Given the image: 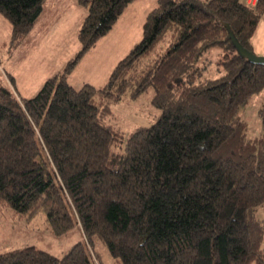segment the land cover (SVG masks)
<instances>
[{"label": "trees", "instance_id": "16d2710c", "mask_svg": "<svg viewBox=\"0 0 264 264\" xmlns=\"http://www.w3.org/2000/svg\"><path fill=\"white\" fill-rule=\"evenodd\" d=\"M77 1L87 13L64 70L30 98L7 75L0 84V208L43 212L54 235L79 226L83 240L62 257L0 252V264H103L98 240L119 264H264V103L259 137L240 115L264 89V66L240 57L227 29L252 51L264 0H157L107 82L79 89L69 72L134 0ZM45 2L0 0L15 42ZM213 48L223 73L204 78L197 63ZM149 87L161 114L125 137L110 107Z\"/></svg>", "mask_w": 264, "mask_h": 264}, {"label": "rangeland", "instance_id": "374dc122", "mask_svg": "<svg viewBox=\"0 0 264 264\" xmlns=\"http://www.w3.org/2000/svg\"><path fill=\"white\" fill-rule=\"evenodd\" d=\"M157 0H134L128 4L112 29L100 37L68 74V82L76 89L83 83L102 87L116 66L140 41L142 26L148 12ZM87 7L77 0H46L44 9L33 29L20 41L11 37L9 21L0 14V84H8L5 75L12 78L13 87L23 98L33 97L50 77L62 72L66 63L80 49L77 38ZM252 51L264 56V14L251 39ZM217 48L210 49L198 60L204 78H217L223 73ZM154 91L147 88L136 98L125 97L110 107L107 123L125 137L138 127L150 126L161 114L152 103ZM264 103V89L252 95L240 115L247 123V136L262 133L259 110ZM264 218V212L258 213ZM83 240L79 226L56 236L48 227L45 214L19 216L10 208H0V252L36 246L56 257H62L72 245ZM264 249V235L261 242ZM95 250L103 264H119L111 257L105 244L98 240Z\"/></svg>", "mask_w": 264, "mask_h": 264}, {"label": "water", "instance_id": "95a60500", "mask_svg": "<svg viewBox=\"0 0 264 264\" xmlns=\"http://www.w3.org/2000/svg\"><path fill=\"white\" fill-rule=\"evenodd\" d=\"M227 29L229 31V37L232 42V45L236 49L238 55L240 57L246 58L250 63L264 66V56H257L254 54L253 51H250L246 48H244L238 39L235 37V35L231 32L230 27L227 25Z\"/></svg>", "mask_w": 264, "mask_h": 264}, {"label": "built area", "instance_id": "2783aa9c", "mask_svg": "<svg viewBox=\"0 0 264 264\" xmlns=\"http://www.w3.org/2000/svg\"><path fill=\"white\" fill-rule=\"evenodd\" d=\"M255 2H256V0H246V3H247L248 5H254Z\"/></svg>", "mask_w": 264, "mask_h": 264}, {"label": "crops", "instance_id": "0c3cea01", "mask_svg": "<svg viewBox=\"0 0 264 264\" xmlns=\"http://www.w3.org/2000/svg\"><path fill=\"white\" fill-rule=\"evenodd\" d=\"M73 2V0H71Z\"/></svg>", "mask_w": 264, "mask_h": 264}]
</instances>
